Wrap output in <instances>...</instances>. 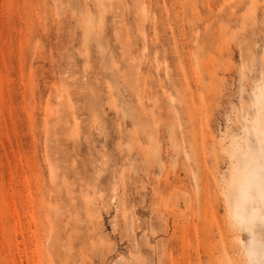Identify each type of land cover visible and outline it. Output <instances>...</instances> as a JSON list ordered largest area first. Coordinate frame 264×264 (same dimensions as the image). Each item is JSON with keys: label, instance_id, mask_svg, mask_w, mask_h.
<instances>
[{"label": "rangeland", "instance_id": "obj_1", "mask_svg": "<svg viewBox=\"0 0 264 264\" xmlns=\"http://www.w3.org/2000/svg\"><path fill=\"white\" fill-rule=\"evenodd\" d=\"M263 98L264 0H0V264H264Z\"/></svg>", "mask_w": 264, "mask_h": 264}, {"label": "bare ground", "instance_id": "obj_2", "mask_svg": "<svg viewBox=\"0 0 264 264\" xmlns=\"http://www.w3.org/2000/svg\"><path fill=\"white\" fill-rule=\"evenodd\" d=\"M261 105L262 106H264V98L263 99H261ZM262 152V157H263V159H264V151H261ZM259 172H262V174H263V178H259L258 177V173ZM249 179V184L250 185H252V186H254V188H255V190L257 191V194L264 200V167L262 168V167H255V169L250 173V177L248 178ZM236 207H238V209H240V208H244V205H240V204H238V205H236ZM254 218H256L255 217V213L254 212H252L251 213V215H250V220H254ZM261 220H264V218H260ZM144 233H142V235H143ZM145 236H146V234H145ZM147 238V237H146ZM140 240V239H139ZM141 242V241H140ZM147 242V241H146ZM146 242H141L142 244H140L141 245V253L144 255V256H148V255H151V254H149L148 253V246H150L151 244H148L147 246H146V244H144V243H146ZM144 244V245H143ZM258 244H263L262 246H261V248H264V238L262 239V240H260L259 239V241H258ZM146 246V247H145ZM151 250V249H150ZM152 250H153V248H152ZM262 250V249H261ZM252 251V253H253V256H255V258L257 259V261H258V258H259V256L260 255H258V253L257 252H255V250H251ZM152 252V251H151ZM138 253V252H137ZM136 253V254H137ZM140 253V252H139ZM154 253V252H153ZM141 254V255H142ZM138 255V254H137ZM153 255V254H152ZM129 256V255H128ZM118 256H116V258H117ZM131 257V256H130ZM140 257V258H139ZM139 257H131V258H125V256L123 257V255L121 256H119L115 261H114V263H113V261L111 262V264L113 263V264H151L149 261H144V262H141V260H142V258H141V256H139ZM143 259L145 260V258L143 257ZM148 259V258H147ZM151 259H153V258H151ZM150 259V260H151ZM152 261V260H151ZM155 263V262H154Z\"/></svg>", "mask_w": 264, "mask_h": 264}]
</instances>
